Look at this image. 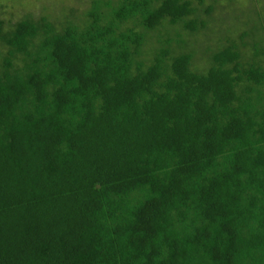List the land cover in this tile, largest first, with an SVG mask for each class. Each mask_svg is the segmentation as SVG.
<instances>
[{"label":"trees","instance_id":"16d2710c","mask_svg":"<svg viewBox=\"0 0 264 264\" xmlns=\"http://www.w3.org/2000/svg\"><path fill=\"white\" fill-rule=\"evenodd\" d=\"M236 2L0 19V264H264V7Z\"/></svg>","mask_w":264,"mask_h":264},{"label":"rangeland","instance_id":"374dc122","mask_svg":"<svg viewBox=\"0 0 264 264\" xmlns=\"http://www.w3.org/2000/svg\"><path fill=\"white\" fill-rule=\"evenodd\" d=\"M85 0H0V19L3 21H14L23 15H32L33 17L48 14L49 16H59L60 12H63L64 8H80L83 5ZM208 1V0H206ZM252 1V2H249ZM256 1H261L262 3H258ZM20 2V5H16ZM238 5L248 9L257 5L260 7H264V0H237ZM249 3L252 6H249ZM62 5V6H61ZM241 10L242 8H237ZM216 11V19L218 23V28L221 29V36L223 34L231 36L232 31L230 32L228 26L224 24L222 17L225 18L227 16L232 15L233 11L229 10L226 7L215 6ZM239 14V11L234 13V15ZM242 16L238 18V21H241ZM220 36V37H221ZM196 61L194 62V64ZM199 64H202L200 61ZM196 65V64H195Z\"/></svg>","mask_w":264,"mask_h":264}]
</instances>
